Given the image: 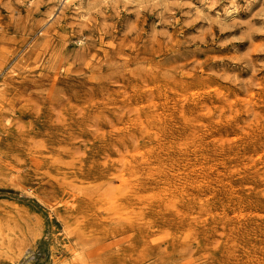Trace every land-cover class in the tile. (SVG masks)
Returning a JSON list of instances; mask_svg holds the SVG:
<instances>
[{
	"label": "rangeland",
	"instance_id": "374dc122",
	"mask_svg": "<svg viewBox=\"0 0 264 264\" xmlns=\"http://www.w3.org/2000/svg\"><path fill=\"white\" fill-rule=\"evenodd\" d=\"M64 2L0 0V264H264V0Z\"/></svg>",
	"mask_w": 264,
	"mask_h": 264
},
{
	"label": "bare ground",
	"instance_id": "6f19581e",
	"mask_svg": "<svg viewBox=\"0 0 264 264\" xmlns=\"http://www.w3.org/2000/svg\"><path fill=\"white\" fill-rule=\"evenodd\" d=\"M71 2V0H65V2L64 3H70ZM65 7H66V5H65ZM70 7V6H69ZM231 8V7H230ZM237 12V11H236ZM64 14V13H63ZM223 18V17H222ZM65 20V19H64ZM55 23V22H54ZM53 23V24H54ZM52 28H55L54 27V25H53V27ZM51 28V29H52ZM50 31V30H49ZM11 79V78H10ZM186 84V83H185ZM192 85V84H191ZM214 94V93H213ZM215 95H218L219 96V94H215ZM214 96V95H213ZM215 97V96H214ZM224 97V96H223ZM191 99V98H190ZM216 99V98H215ZM1 100H3V99H1ZM194 101V100H193ZM202 101V100H201ZM202 108V107H201ZM249 110V109H248ZM249 112H250V110H249ZM246 114V113H245ZM251 114V113H250ZM248 115H249V113H248ZM244 116V115H243ZM250 116V115H249ZM248 117V116H247ZM149 118V117H148ZM246 119V117L244 118V120ZM149 122V121H148ZM94 124V123H93ZM159 125V124H158ZM94 126V125H93ZM248 126V125H247ZM158 130V129H157ZM154 138V137H153ZM219 138V137H218ZM238 139V138H237ZM246 139V138H245ZM264 140V139H263ZM264 144V143H263ZM236 163V162H235ZM161 165V164H160ZM245 165V164H244ZM165 169V168H164ZM241 169H243V168H241ZM229 170V169H228ZM167 173V172H166ZM234 175V174H233ZM245 189H247V188H245ZM232 190V189H231Z\"/></svg>",
	"mask_w": 264,
	"mask_h": 264
}]
</instances>
